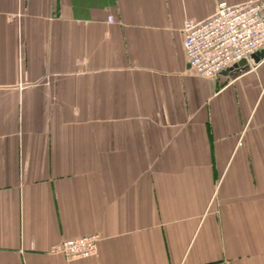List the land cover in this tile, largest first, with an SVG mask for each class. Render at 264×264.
Masks as SVG:
<instances>
[{
    "label": "crops",
    "instance_id": "0c3cea01",
    "mask_svg": "<svg viewBox=\"0 0 264 264\" xmlns=\"http://www.w3.org/2000/svg\"><path fill=\"white\" fill-rule=\"evenodd\" d=\"M218 1L0 0V264H264V56L183 49Z\"/></svg>",
    "mask_w": 264,
    "mask_h": 264
},
{
    "label": "built area",
    "instance_id": "2783aa9c",
    "mask_svg": "<svg viewBox=\"0 0 264 264\" xmlns=\"http://www.w3.org/2000/svg\"><path fill=\"white\" fill-rule=\"evenodd\" d=\"M181 32L186 60L194 74L217 78L238 60L264 48V0L235 5L220 0L207 19L186 18ZM100 239L99 234L92 233L63 240L50 252L61 254L67 261L89 258L97 254Z\"/></svg>",
    "mask_w": 264,
    "mask_h": 264
},
{
    "label": "water",
    "instance_id": "95a60500",
    "mask_svg": "<svg viewBox=\"0 0 264 264\" xmlns=\"http://www.w3.org/2000/svg\"><path fill=\"white\" fill-rule=\"evenodd\" d=\"M263 56H264V48H261L257 50L255 53H253L251 58H254V60H258V58L263 57ZM244 62H245V59H242L240 61L238 60V62L235 63L233 66L235 67L241 66Z\"/></svg>",
    "mask_w": 264,
    "mask_h": 264
}]
</instances>
